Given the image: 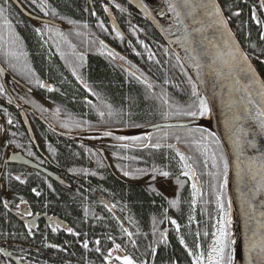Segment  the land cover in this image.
<instances>
[{
	"label": "trees",
	"instance_id": "16d2710c",
	"mask_svg": "<svg viewBox=\"0 0 264 264\" xmlns=\"http://www.w3.org/2000/svg\"><path fill=\"white\" fill-rule=\"evenodd\" d=\"M20 1L26 8L30 9L28 1ZM49 1L50 3L46 7L36 10L37 13L40 12L39 15L48 18L53 10L58 7L60 10L76 16H86L87 14L89 18H92L89 5L97 6L101 2L100 0H91V3L89 0ZM237 1L239 0H220L219 2L230 18L235 33L243 40L248 36L247 25L244 22L239 23V20L237 22L236 15L233 13L240 9L241 14L245 15L246 10H244V6L236 9L235 3ZM110 3L119 20L117 9L128 7V4L123 0H111ZM0 5L2 6L0 14L3 17L0 20L9 21L12 16L17 19L25 18L22 14L20 15L9 0H0ZM117 5H119L118 8H116ZM57 12L59 13L58 10ZM65 16L68 18L65 19L66 21L62 23L61 27L36 22L40 37H36L26 25H18V31L25 37L23 46L19 45L18 38L14 42L10 35L3 33V37L0 36V62L2 65L10 68L8 71L14 78L16 77L21 82L27 79L33 83L32 92L26 90L24 86L18 90L20 94L17 96L24 98L32 109H37L50 124L68 133L105 131L113 128L145 127L162 121H189L203 118L208 114L203 117L198 115L195 118L182 114V111L186 110L189 104L197 103V97L192 95L193 84L196 85L199 96L203 97V95L183 62L173 53L170 46L164 44L161 40L162 37L148 21L134 9L131 17H133L132 22L136 26L138 25V30L137 34H134V30L129 27V38L132 39L133 43L118 35L107 37L106 43L103 45L96 42L89 43L84 35L78 39L69 33V29L72 26L78 27L83 21L80 22L76 16ZM245 18L250 22L248 10ZM94 19L99 22L107 21L104 11L95 14ZM251 28L253 31L255 30L253 32L255 34L253 44L257 46L258 52H264V41L260 40L255 26L252 25ZM58 33L65 35V40L56 50L57 48L54 49L50 39L54 40L59 35ZM146 33H152L156 42L146 40ZM45 36L50 40L48 46L43 42ZM137 42L140 44L137 45ZM87 46L94 47L95 52H89ZM247 48L251 52L252 45L247 46ZM26 49L31 53L32 61L28 57H24V60L28 62L26 67H24L25 64L10 65L12 53H20ZM116 58L122 61L130 60L129 69L133 72L119 66L115 61ZM259 67L264 74V66L259 65ZM34 73L38 74V77ZM42 80H48L54 91L50 92L43 89ZM85 90L90 92L88 98L85 97ZM164 98L168 99L167 104L164 103ZM60 103L66 107H62ZM101 112L104 113L103 116L100 115ZM109 112L112 114L109 115ZM165 113L168 115L165 116ZM39 126L38 131L40 133L46 129L49 130L50 136L57 139L65 137L60 136L48 126H45L46 128L41 124ZM173 131L179 134L175 150H145L144 148L142 150L137 148L139 145L131 150H112L119 139H131L117 134L102 135L96 138L82 137L80 139L77 137L76 143L83 145L88 150H69L61 146H58L59 150H49V153L45 150L48 156L62 168L59 173L60 176L70 184L69 186L53 184L50 178L42 176L44 181L55 186L53 189L55 192L51 194L50 199H47L50 209L59 218L70 222L72 229L84 226V208L89 213L107 219V221L91 220V223L94 224L90 228L93 230L85 231L88 233L86 235L88 238L94 239L100 236L102 238L101 245L105 247L104 230L101 232L96 230L106 229V226L110 230H118L120 235L116 232L110 234L113 241L112 245L116 246L117 257L127 255L134 264H192L176 236L170 233L168 238L163 236L159 239L157 234L152 231V227L155 226L153 224L155 222L154 217L157 218L156 222H158L165 212H174L167 201L169 198L156 197V195L148 193L134 183H144L149 187L163 181L172 184L174 183L172 180L177 181L176 176L182 171V167L185 168L184 164L191 165L196 178L199 176L201 180V192L206 195L200 200L195 214L199 225L195 226L190 219V195L186 189L181 192L180 204L175 212H177L184 227L185 243L194 247L198 241L197 236L200 235L199 241L206 253L212 237V222L219 209L216 202L217 193L221 194L227 215L230 212L228 182L223 189L220 188L224 181L223 161L220 157L222 154L226 159L227 157L218 138L210 136L209 130L200 127L163 128V130L152 131L149 136L153 141L160 144V141L162 142ZM5 140L6 138L3 137V140L0 141V148H2ZM56 143L53 139L49 140V144ZM93 144L103 147L105 156L112 164L114 161L116 165L114 173L108 170L102 156ZM205 145L207 151H205ZM178 153H183L186 160L181 161ZM213 153H215L217 169H214L207 162L208 159L213 160ZM118 154H121L119 167ZM79 156L93 158L98 164L95 167L88 165L79 161ZM162 172H167L169 175L164 176L161 174ZM88 187L93 195L86 192L85 189ZM98 195L104 196L111 205L101 202L102 200ZM205 202L207 203L206 207ZM3 209L7 213L6 206H3ZM114 210L123 218L125 217L123 222L134 235L133 239L127 238L120 225L121 221L112 214ZM66 216L69 220L64 218ZM81 230L83 232V229ZM146 230L155 237L147 236L140 243L136 237ZM225 231L228 232V223L225 224ZM0 232L7 236H13L22 234L24 230L18 222L8 220L2 214L0 216ZM83 235L81 234V237ZM227 235L228 248L226 251L232 255L233 261V247L229 245ZM81 242L83 243V241ZM60 243L68 246L71 241L65 239ZM90 245H93V242H90ZM88 249L87 247L83 249L78 244H71L64 251L71 257H75V255L89 256L90 259L94 260H91L92 264H101L98 256L93 257L97 252L92 253ZM153 249H157L155 256H152ZM114 264L121 263L114 259Z\"/></svg>",
	"mask_w": 264,
	"mask_h": 264
},
{
	"label": "water",
	"instance_id": "95a60500",
	"mask_svg": "<svg viewBox=\"0 0 264 264\" xmlns=\"http://www.w3.org/2000/svg\"><path fill=\"white\" fill-rule=\"evenodd\" d=\"M109 1V0H108ZM131 5L139 14H141L153 27V29L161 36L178 58L183 62L188 69L191 77L194 79L200 93L208 101L209 116L212 118L213 130L215 136L219 139L223 149L225 150L228 164V195L231 208L233 211L234 236H232L233 246V261L232 264H255L256 255L259 251V245L264 243V216L261 215L264 212V186L262 184V176H264V168H261V162L264 160V134L259 133L258 129L254 127L255 121L251 119V116L255 115V110L258 104L261 102V97L257 95L259 85H248L250 89V95L243 90L244 86L248 84L245 77V73L240 72L238 69L234 71L232 75L228 74V69L224 68L223 61L228 59L227 52L228 47L224 44V40L228 39L230 43L238 46L243 52H246L241 44L240 39L230 23V20L221 4L220 0L217 3L221 6L223 14L228 18V30L229 34H223L218 31L215 26L212 25L211 18L204 15L201 9H197L191 16L187 15V9H181V16L178 18L176 13L172 12L178 21L182 40L184 46L189 50L194 73L190 65L181 56V54L172 46L164 34L158 17L149 7L144 0H124ZM168 5V0H164ZM21 13L30 17L31 19L48 23V19L40 18L27 11L18 0H12ZM199 3L200 0H194ZM143 5H147V9ZM107 18L110 22L116 23V17L110 13V9L106 8ZM179 21H183L182 23ZM196 29H201L197 32ZM188 34L195 37L193 42L185 39ZM223 52L225 55L222 58L217 57V50ZM247 54V53H246ZM248 55V54H247ZM250 59V57H249ZM215 61V63H213ZM250 63L257 73V77L262 82L263 79L260 76L259 71L250 59ZM199 65V66H197ZM214 69H223L224 75L218 77L215 74ZM7 70L4 69L0 63V76L2 79L7 77ZM239 79V83H236V79ZM43 89H48L51 92L54 88L48 82H43ZM231 104V108L228 106ZM245 108L249 109V112L245 111ZM24 111V110H23ZM22 111V112H23ZM24 114V112H23ZM239 115L241 118L239 121H235L237 130L239 128L244 129V139L251 141V144H246L244 148L243 156L234 147V136L230 131V125L233 118ZM201 120L195 119L189 121H166L159 122L150 126H145L138 131H147L148 134L153 130L170 128V127H194L200 126ZM48 127L55 132L62 134L63 136H73L60 129L50 126L46 121ZM26 127L30 131L29 137L33 140L34 144H37L35 134L33 133L32 126L28 120H25ZM202 127V126H200ZM111 133L117 135H123L115 133L113 130H106L100 134ZM252 144L255 146L253 147ZM105 156L104 150H100ZM108 161V160H107ZM239 165V168H238ZM33 166L37 167L36 164ZM45 173H48L54 179H59L57 175H54L50 170L41 168ZM251 168V171H249ZM240 175H237V172ZM255 175V179H252ZM103 201L111 205L109 201L103 199ZM255 244L257 247L253 248ZM124 257L127 255H120L117 259L124 263ZM130 258V257H129Z\"/></svg>",
	"mask_w": 264,
	"mask_h": 264
},
{
	"label": "bare ground",
	"instance_id": "6f19581e",
	"mask_svg": "<svg viewBox=\"0 0 264 264\" xmlns=\"http://www.w3.org/2000/svg\"><path fill=\"white\" fill-rule=\"evenodd\" d=\"M11 1L12 0H9V2H11ZM18 1L22 4V2L20 0H18ZM27 1H28V5H29L31 10L26 8L22 4L27 11H29L33 15L38 16L40 18L48 19V21H50L49 24L51 26H54V27H56V26L61 27L62 26V23L65 22L66 21L65 19L68 18L65 15H67L69 17L76 16L74 14L64 12L63 10H60V8L57 7V9L53 10V12L51 13V15L48 18L47 17H43V16L39 15L38 13H36V10H39V9H42V8L46 7L50 3V1L49 0H27ZM144 1L149 5V7L155 13V16L158 17V20L160 22V26L162 27V30H163L164 34L166 35L168 40L171 42L172 46H174V48H176V50H178V52L181 54V56H183V58L190 65V67H191V69H192V71L194 73V68L192 66L193 64H192L190 52L184 46V43H183V40H182V36L180 35L181 32H180V28H179V25H178V21L176 20L175 16L172 15V12L169 10L168 5H166V2L164 0H144ZM89 2H91V0H89ZM110 2H111V0H110ZM124 2H126V1H124ZM11 3H13V2H11ZM89 6H90V13H91L92 18H89V16L87 14H86V16H81V15L76 16L79 19L80 22L81 21H83V22L78 27H73L72 26L69 29V33H71V35L75 36L78 39H81V36L84 35L86 37V40L89 43L96 42V43H100L102 45L106 43V38L107 37L114 36V35L117 36L118 35V36H122L125 39H128V42L133 43L132 39L129 38L130 37L129 36V23L133 21L132 20L133 17H131V16H132V12H133V9H134L131 5L128 4V7H119L117 9V13H118V15L120 17L119 20H118V18L116 16L114 10H110V13L114 16V18L116 17V20H117L116 23H112V22L109 21V19L107 18L106 10H105L104 13H105V18L107 19V21L99 22L98 20L94 19V15L95 14H97V13L100 14V13H102L104 11V8H103L104 6H103L102 2H100V4L97 5V6H93L92 4H90ZM243 6H244V10H246V8H247V1L246 0H239V1H237L235 3V8L236 9L239 8V7H243ZM57 10L59 11V13L57 12ZM236 12H239V15H236L237 22L239 20V23L244 22L245 25H248V22H247L248 19L245 18L243 14H241L240 9H238ZM63 14H64V16H63ZM139 15L142 16L141 14H139ZM24 17L25 18H23V19L12 18L11 20H9L8 23L10 25L14 24V25H19V26L24 24V25H26L28 27V29H30V30H32V32H34L36 37L37 36L40 37V32L37 31L38 28H37V23L36 22H41V21L31 19L30 17H28L26 15ZM84 17H87V18H84ZM41 23H45V22H41ZM45 24H48V23H45ZM81 28H83V30H81ZM234 31H235V29H234ZM254 31L251 28L249 30V32H248V36H246L243 40L240 39V38L239 39H240V44H241L242 48L246 51L245 53L248 54V56L250 57L251 61L253 62V64L257 68V70L259 71L261 78L264 81V74L260 71V67H259V65L264 66V52H258V48L255 45L254 49L256 50V52H255L256 54L253 55L251 53L253 51L251 50V52H250V50L247 48V46H250V45L253 46L254 45L253 44V41H254V38H255V34H253ZM256 31L259 33L260 40L264 41V39H261V36H260L261 32H264V29H263V31L256 29ZM9 34H10V32L8 30H6L4 32V35H9ZM153 36L154 35L152 33H148V34L146 33L145 34V39L149 40L151 42H156V39H154ZM17 38H18L19 45L23 46L25 44L24 43L25 42L24 35L19 32ZM50 40L46 36H45V38L43 37V42H44L45 45L48 46L49 41L53 42L54 49L57 48L56 50H58V48L63 44V42L65 40V35L59 34L54 40L53 39H50ZM161 40L164 42L165 45H167V43L165 42L164 39L161 38ZM136 44L138 45L140 43L137 42ZM87 48L89 49V52H95V48L94 47L87 46ZM24 57H28V59L30 61H32L31 60L32 55L29 52V50H27V49L24 50L23 52H20V53H12L11 59H10V61H11L10 65L17 66L18 64H25L24 67H26L28 65L26 63H28V62L24 60ZM115 61H116V63L119 66H121L125 70H128L130 68L129 67V64L131 63L130 60L122 61L120 59H115ZM3 67H4L5 70H7L8 74H6V75L9 78H12V75L8 71V69H10V68H8L6 66H3ZM129 71L133 72V70H131V69H129ZM133 75L138 77L136 74H133ZM35 76L38 77V74H35ZM41 76L43 77L42 74H41ZM42 81L49 82L48 80H42ZM21 83H23L25 85V89H29L33 85V83H31L27 79H25ZM35 83H37V82H35ZM85 91H86L85 97L88 98L89 95H90V92H89V90H85ZM151 98H152V96H151ZM60 104H61L62 107H66V105H64L62 103H60ZM60 104H59V106H60ZM25 106H27V105L25 104ZM57 106H58V104H57ZM28 107L29 106H27V108ZM32 116L37 121H39L40 123H43V121L46 120L45 116L40 114L37 109H33L32 110ZM210 117L211 116H209V117L207 116L203 120H201L200 126L204 127V129L207 128V129L213 130L215 132V130L213 128L212 118H210ZM25 120H28V116H25V115L19 116V125L16 126V128H14V129L12 128V129L8 130L9 131V138H11L12 140L16 139V138L20 140V139L24 138L23 136L27 137V135L28 136L30 135V131L26 127ZM139 128L142 129L143 127L113 128V129H110V130H113L115 133L123 134V137H130V138H133V137H144L145 138V139H143V141H136V140H133V139H129V140L119 139L117 141V145L115 147H113L112 150H131L137 145L142 146L145 150H163V151L164 150H175V146L177 144L176 142L178 141V136H179L178 133H176L174 131L169 133L164 138V140L162 142L160 141V147L159 148H153V147H151V144H156V142L153 141V139L149 136V134L151 132L149 134H148L147 131H142L141 132V131H138ZM38 129H39L38 127L35 128L36 131H38ZM5 130H6L5 125L0 119V132L5 131ZM158 130H160V129H158ZM153 131H155V130H153ZM87 132H91L90 134L89 133H84L87 136H95V135L99 134V132H92V131H87ZM33 133H34V131H33ZM59 135L63 136L62 134H59ZM39 136L48 140V144L46 146H43L44 150L48 151V153H49V150H59L58 146L67 148L69 150H76V151H78V150H88L83 145L81 146L78 143H76V141H75L76 138L66 137L65 136V137H60V138L57 139V138H55L53 136H50L49 130H46V131L43 130L42 133L36 134L37 143H38V141L40 142V137ZM50 139H53L58 144L57 143L56 144H49V140ZM1 140H2V137L0 136V141ZM169 145H172L173 147H169ZM97 148H98L97 150H105L101 146H98ZM104 153H105V151H104ZM79 157H80L79 161H82V162H84V163H86L88 165H91L93 167H95L98 164L97 161L94 160L93 158H87V157H81V156H79ZM45 160L48 161L49 163H55L50 158V156L46 157ZM103 161H104V164L106 165V167L108 168V170L110 172L114 173V168L116 167V165L114 164V161H113V164H112L111 161H107V159H104V158H103ZM117 161H118V167H119L120 162H121V154L117 155ZM60 169L62 170L61 167H60ZM60 169H58V170H60ZM181 174H182V171H180L177 175L181 176ZM190 177L192 178L193 176H190ZM50 180H51V182H53V184L54 183H58V184L64 185V186H69L70 185L69 182H67L62 176H60L58 180L54 179V178H50ZM128 184H129V182H128ZM134 184L137 185V186L142 187L148 193L156 195V197L161 196V197H164L166 199H168L169 194L171 192H175L178 189H180V187H181V185L179 183H174V184H166L165 183L164 184V183L158 182V183H155L151 187L147 186V184H144V183H134ZM13 187L15 188L16 191H19L17 186L13 185ZM188 187H190V185H187V183H186L185 188L187 189ZM41 188H42V191H43V193H44V195H45V197L47 199H50L51 194H53L55 192L47 184H42ZM85 190H86L87 193H90V194L93 195V193L89 189V187L86 188ZM98 196L100 197L102 202H104L103 201V199H105L104 196L103 197L100 196V195H98ZM18 197L20 199L31 198L32 197L31 196V189H25V190H22V191L18 192ZM161 197H159V198H161ZM193 199L194 198L190 196V202H189L190 205H191V217H190V219L193 222L192 224H194L195 226H198L199 223H198V221H197V219L195 217V213H194V210H193ZM105 200L108 201L107 199H105ZM2 202L3 201L1 200L0 201V216L3 214V215H5L7 217L8 220L9 219L11 220L12 216L7 214L4 211V209L2 207ZM179 204H180V200H178V202H177L176 209L178 208ZM231 211H232V209H231ZM83 212H84L83 216H85V223H84V226H82V228L78 227L80 230L81 229H83V231H88V230L91 231V230H93V228H90L94 224V223H91V220H96V221L105 220V221H107V219H105V218L102 219V218H100L99 216H97L95 214L87 212L85 208L83 209ZM112 214H114V217L118 218L121 221L120 225L123 228L127 238H132L133 239L134 235L131 233V231L127 227V225H125L124 222H123L125 217L123 218V216H121L115 210L112 211ZM231 215H233V211H232ZM153 219L155 221L153 223L155 225L154 226L155 228L152 227L153 228L152 229L153 233L154 234L156 233L158 238L160 239V237H163V236L165 238H168L169 237V233L167 235V232L170 231L173 234V236H176V238L178 239L180 244L184 247V249L187 252L192 264H195L194 257L199 255L200 253H203L205 258H207L206 256L208 255L210 245L214 246L213 241H210L209 245H208V248H207V251L205 253L204 250H203V245L202 244L196 243L194 247L190 246V245L187 246L186 244H183L181 241L184 240V237H183V228L184 227H183V224L180 222V220L178 218L177 212H169V213L165 212L164 215L162 216L161 220H159L158 222H156L157 218L154 217ZM47 220L48 221H53L50 217H47ZM172 221H175L176 223L174 224V223H172ZM97 230H106V231H108L111 234L116 232V233H118V235H120L118 230H110V228H108V226H106V229H97ZM129 234H131V235H129ZM196 234H198V231H196ZM147 236L155 237L150 231L146 230L144 232L139 233L137 235L136 239H138V241L141 243V242L144 241V238L147 237ZM33 237L34 238L38 237L37 233H35L33 235ZM21 239H22L21 240L22 243H24V244L29 243L25 236H23ZM67 239H69V238H67ZM108 240L109 239L107 238L106 241H108ZM70 241H71V243L69 245H71V244L74 245V242L72 240H70ZM112 244H113L112 240L110 242H108L106 244V246L108 247L107 249H109V250L107 251V253L102 254L101 256H99V258H100L99 260H101V262H102L101 264H114V259H115V257H117V254L115 252L116 246H113ZM68 246H65L63 244L64 248H66V247L68 248ZM156 251H157V249H153V251H152L153 255L152 256H155ZM91 260L92 259H90V257L86 256V255L83 256V257H80L79 255H75V257H73L72 260L67 262L66 264H92L93 263L92 261H94V260H92V261ZM53 263H55V262H53V261L49 262V264H53ZM122 264H124V263H122Z\"/></svg>",
	"mask_w": 264,
	"mask_h": 264
},
{
	"label": "flooded vegetation",
	"instance_id": "af4514ba",
	"mask_svg": "<svg viewBox=\"0 0 264 264\" xmlns=\"http://www.w3.org/2000/svg\"><path fill=\"white\" fill-rule=\"evenodd\" d=\"M100 1L104 6V12L106 8H109L110 10L114 9L110 3V0ZM246 1L247 8L244 17L247 14V10L250 12V22L247 21L248 32L251 29L252 25L255 26L256 29L263 31L264 8L260 7V0ZM13 6L17 9L16 5L13 4ZM1 8L2 6L0 5V9ZM17 10L18 12L20 11L19 9ZM253 12H255V19L253 18ZM19 13L20 15L22 14L21 12ZM22 15L25 16L24 14ZM0 18H3L1 14ZM12 18H15V16H12L11 19ZM257 19L260 21V23H257ZM137 26L133 22H130L129 24V27L134 30V34H137ZM6 30L10 32L9 35L11 36V40L15 42L19 34L18 25H10L9 23H5L4 20H0V36L3 37V33ZM251 50L253 51L251 53L255 55L256 50L253 47L251 48ZM12 77L13 78H9L7 76L5 79H2V77H0V119L4 123L6 128L5 131L0 132L2 140L3 137L4 139L6 138L2 145V148H0V201H3L2 207L6 206L7 214L12 216L11 220L18 222V224L22 226L24 232L22 234H16L13 236H7L4 233L0 232V264H49L50 261H53L56 264H66L67 262L71 261L73 257L68 255L67 252L64 251L65 248L60 242L67 238L72 240L74 244L80 245L83 249L86 248V244L90 252L94 253L96 251L97 254H94L93 257H99L102 254L107 253L109 249H107L108 247L106 245L105 247L101 245L102 238H100V236L95 237V239L88 238V235H86L88 233H86L85 231L82 232V230L78 228L72 229L70 222L59 218L55 215V212L50 209V204L48 203V200L42 191L41 185L47 184L53 190L54 185L47 183L43 180V177H52H49L48 173H45L39 167L45 168L48 171L50 170L54 175H57L58 177H60L59 173L62 170L57 164L49 163L45 160V158L48 157V154L44 150L43 146H46L48 144V140L40 137V135V142L38 141L37 144H34L33 140L28 135L27 137L23 136L24 138L20 140L17 138L13 140L9 138L8 130L12 128L14 129L16 128V126L19 125V116L21 115L28 116V121L30 122V125L32 126V129L35 134L34 137H36V134L40 133L39 131L35 130L36 127L39 128L40 124L44 128L47 127L45 123H40L32 116V110L29 109L31 107L27 108L28 104L27 102H25V99L17 96L18 94H20L18 93V90L21 87L23 88L25 85L21 83L19 79H16V77ZM26 90L32 92L33 88ZM25 104L27 106H25ZM22 111L24 112V114ZM44 131H46V129ZM77 137L78 136L73 135V138ZM96 137L99 136H90L87 138ZM78 138L82 139V137ZM93 146L96 150L98 149V145L93 144ZM137 148L143 150L142 146H139ZM98 152L100 153L102 158L107 159L109 161L107 157H104L100 150H98ZM33 164H36L38 168L33 166ZM186 171L187 169L182 167L181 176H176V182L175 180H172L174 181V183H179L181 187L177 191L171 192L168 197L170 201H167L172 206L173 211L175 212L177 202L178 200H180L179 197L182 194L181 192L186 189L185 185L187 183V185H190V187H188L186 190L188 191V194L193 197L196 201L195 204H193V210L196 214L200 200L206 197V195L205 193L201 192L202 187L199 176H197V178L196 175L192 178L190 176H185L183 175V173ZM17 177H19L20 179H16ZM162 183L165 184L166 181H163ZM168 183L170 184V182H167L166 184ZM193 183L197 185V188L199 190L195 197L193 196ZM13 185L17 186L19 191H16ZM25 189H31L32 197L20 199L18 197V192ZM33 189H35L36 191L34 192ZM38 189H40V191H38ZM36 192H39L40 194L37 195ZM42 193L43 196H41ZM172 201H176V203L173 204ZM103 203L106 204L105 202ZM204 205L206 207L207 203L205 202ZM222 215L223 213L219 207L218 212L214 217V221L212 222L213 231L210 241H213L214 246L216 236L219 235V221ZM47 217H50L53 221H48ZM64 218L69 220L67 216ZM69 228L72 229V232L68 231ZM53 229H55V231ZM97 232H101V230H97ZM104 232L106 236L105 241L107 238L109 239L108 241H106L107 244L111 241V233L106 230H104ZM35 233H37L38 235V237L36 238L33 237ZM168 233L170 234L171 232L168 231L167 235ZM81 234L84 235L81 237ZM23 236L27 238L29 243H22L21 238ZM197 237V243L201 244V242L199 241L200 235H198ZM81 241H83V243ZM90 242H93V245H90ZM183 244H186L185 240H183ZM97 249H99V251H97ZM115 261L121 263L116 257Z\"/></svg>",
	"mask_w": 264,
	"mask_h": 264
},
{
	"label": "snow or ice",
	"instance_id": "6c2138e0",
	"mask_svg": "<svg viewBox=\"0 0 264 264\" xmlns=\"http://www.w3.org/2000/svg\"><path fill=\"white\" fill-rule=\"evenodd\" d=\"M143 6L145 7V9H147V5H143ZM117 7H119V5H117ZM260 7L264 8V0H260ZM168 8L169 10L175 12L178 18L181 16V11H180L181 9H187L188 16H191L192 13L195 12L197 9H201L205 16L211 18L212 25L215 26L218 31H221L222 35L223 34L230 35V32L228 30V18L224 16L223 10L221 6L217 3V0H200L199 3L194 2V0H168ZM0 12H2V9H0ZM233 14L239 15V12H236ZM253 18L254 19L256 18L255 12H253ZM179 22L182 23L183 21H179ZM5 23H8V21H5ZM257 23H260L258 19H257ZM37 31H39V29H37ZM195 31L199 32L201 31V29H196ZM260 36H261V39H264V32H261ZM185 39L189 40V42L191 43L195 40V37L191 36V34H188V36H186ZM224 44L228 47V52H227L228 59L224 60L223 64H224V68L228 69V74L232 75L234 71H236L237 69L240 72L245 73V77L248 81V84L244 86L243 90L245 92H248L249 95L251 93H250V89L248 85H251V84L259 85V90L257 92V95L261 97V102L260 104L257 105L256 110H255V115L251 116V119L255 121L254 127L258 129L259 133L264 134V82L258 79L257 73L255 69L253 68L252 64L250 63L249 56L245 52H243L238 46L230 43L228 39L224 40ZM252 47L255 48V45H253ZM224 55L225 54L219 51V49L217 50L218 58H222ZM213 63H215V61H213ZM214 71L218 77L224 75L223 69H214ZM239 82L240 81L237 78L236 83H239ZM192 95L194 97H197V103L189 104L187 106V109L182 111V114L185 116L193 117V118L197 117L198 115L201 117L205 116L209 111L208 101L206 98L199 96L196 90L195 84L192 85ZM168 102H169L168 99L164 98V103L167 104ZM228 106L231 108L232 105L229 104ZM245 111L249 112V109L245 108ZM111 114L112 113L109 112V115ZM249 114L251 115L250 112ZM100 115L103 116L104 113L101 112ZM167 115L168 113H165V116ZM240 118L241 117L239 115H236L233 118V121L231 122V125H230V131H232V134L234 136V147L237 149L240 155L243 156L245 145L251 144L252 142L244 139V129L243 128H239L237 130V125L235 121H239ZM110 134L111 133H105V135H110ZM209 135L212 137L215 136L214 133H210ZM121 139H124V138H121ZM131 139L136 140V141H143V139L145 138L144 137H133ZM252 146L254 147L255 145L252 144ZM151 147L159 148L160 144L159 143L151 144ZM169 147H173V146L169 145ZM205 151H207L206 145H205ZM178 155L180 156L181 161L186 160V157L184 156L183 153H178ZM220 159L221 161H223V176H224V181L220 185V188L223 189L224 186L227 184V174H228L229 164H228L227 159L223 156V154L221 155ZM215 164H216L215 153H213V165L215 166ZM184 167L189 170L184 172L183 175L193 176V177L195 176V171L194 169L191 168V165L185 163ZM238 168H239V165H238ZM261 168H264V160H262L261 162ZM249 171H251V168H249ZM161 174L164 176L169 175V173L167 172H162ZM125 175H128V173H125ZM237 175L238 176L240 175L239 171L237 172ZM16 179L19 180L20 178L17 177ZM252 179H255V175H253ZM261 186H264V176H262ZM192 188L194 190L193 196L195 197V195L198 193L199 190L195 183L192 184ZM33 191L35 192L36 190L33 189ZM36 194L39 195L40 193L36 192ZM195 202H196L195 199H193V204H195ZM216 202L219 205L223 215L221 216V219L219 221L220 223V228L218 230L219 235L216 236L215 246L210 245L209 247V252L207 256V264H232V255L226 251V249L228 248V244L226 241L227 233L225 231V224L228 223V220H227V212L224 211V204H223L220 193H217ZM172 203L175 204L176 201H172ZM261 215L264 216V212H262ZM172 223L175 224L176 222L172 221ZM53 230L55 231V229ZM68 231L72 232V229L69 228ZM181 242L183 243V241ZM85 247H87L86 244H85ZM252 247L255 248L257 246L253 244ZM97 251H99V249H97ZM123 259H124V264H134L132 259L129 257H124ZM205 259L206 258L203 253H200L199 255L194 257L195 264H205ZM255 264H264V243H261L259 245V251L257 252V255H256Z\"/></svg>",
	"mask_w": 264,
	"mask_h": 264
},
{
	"label": "rangeland",
	"instance_id": "374dc122",
	"mask_svg": "<svg viewBox=\"0 0 264 264\" xmlns=\"http://www.w3.org/2000/svg\"><path fill=\"white\" fill-rule=\"evenodd\" d=\"M205 148V147H204ZM208 164H211L210 166H212L214 169H217L216 166L213 165V160L208 159L207 160ZM217 163V162H216ZM216 165V164H215ZM228 182V181H227ZM230 211V209H229ZM230 212L228 213V232H227V238L229 241V245L231 246V242H232V236H234V226L235 223L233 222L234 217L230 216ZM234 216V215H233ZM227 241V239H226ZM233 247V246H232ZM205 264H207V258L205 259Z\"/></svg>",
	"mask_w": 264,
	"mask_h": 264
}]
</instances>
